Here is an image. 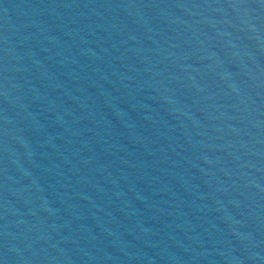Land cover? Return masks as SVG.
<instances>
[{
  "label": "water",
  "instance_id": "95a60500",
  "mask_svg": "<svg viewBox=\"0 0 264 264\" xmlns=\"http://www.w3.org/2000/svg\"><path fill=\"white\" fill-rule=\"evenodd\" d=\"M59 264H264V0H114Z\"/></svg>",
  "mask_w": 264,
  "mask_h": 264
}]
</instances>
